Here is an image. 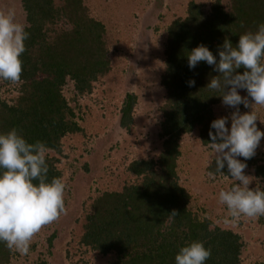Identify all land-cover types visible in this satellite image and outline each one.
<instances>
[{"label": "trees", "instance_id": "trees-1", "mask_svg": "<svg viewBox=\"0 0 264 264\" xmlns=\"http://www.w3.org/2000/svg\"><path fill=\"white\" fill-rule=\"evenodd\" d=\"M224 1L229 10H225ZM22 3L30 38L21 57V95L12 106L0 96V133L16 128L28 143L46 142L51 152L60 155L63 139L83 131L64 88L72 81L77 96H88L111 72L106 27L91 16L85 0H62L60 7L55 0ZM261 23L264 0H213L209 12L204 5L190 2L187 18L170 25L161 80L166 91L161 109L162 152L157 160L130 165L140 183L126 186L123 192L104 193L95 201L84 227V246L102 255L115 253L117 260L112 264H175L181 247L201 240L212 250L206 264L241 263V236L191 212L192 196L181 184L178 162L184 136L198 131L203 145L211 143L208 133L215 120L213 106L222 102L223 94L206 88L220 75L214 66L201 62L190 70L189 53L204 44L219 60L217 49L225 40L236 46L241 35L255 32ZM238 71L242 74L243 69ZM190 80H195V86H189ZM137 100L135 94L128 93L123 103L120 126L126 130L134 122ZM47 163L49 180L62 177L55 157L47 156ZM255 164L256 178L264 180V163ZM215 167L214 160L208 172L214 173ZM222 171L223 176L228 175L227 166ZM172 212L177 215L170 218ZM13 254V249L0 243V264H10Z\"/></svg>", "mask_w": 264, "mask_h": 264}, {"label": "rangeland", "instance_id": "rangeland-1", "mask_svg": "<svg viewBox=\"0 0 264 264\" xmlns=\"http://www.w3.org/2000/svg\"><path fill=\"white\" fill-rule=\"evenodd\" d=\"M192 1L204 5L206 12L211 11L213 0H85L91 16L106 27L111 72L95 84L93 93L86 98L75 94L72 81L64 88L83 130L63 139L62 154L50 151L47 155L57 159L56 166L66 183V214L34 235L27 255L13 249L10 264H112L117 260L115 253L102 255L81 243L86 219L104 193L123 192L126 186L140 183L129 170L133 162L157 160L162 152L161 109L166 91L161 80L166 70L167 32L175 20L187 18ZM55 4L60 7L62 0H55ZM223 6L229 10L227 1ZM7 7H14L17 20L27 26L22 0H0V9ZM20 87L18 82L6 85L0 81L1 99L15 105ZM128 93L135 94L138 100L134 122L126 130L120 120ZM240 94L247 95L244 90ZM239 107L241 113L252 111ZM234 111L222 102L213 106L215 119L230 117ZM256 113L264 121V107L257 106ZM260 120L257 127L264 131ZM181 153L180 181L192 196L191 212L241 236L240 264H264V216L231 221L226 207L219 203V192L231 188L235 181L209 175L208 167L216 154L209 145L202 144L198 131L182 138ZM240 159L248 165L245 174L252 178L250 188H264V180L255 176V161L264 163V139L252 159Z\"/></svg>", "mask_w": 264, "mask_h": 264}, {"label": "clouds", "instance_id": "clouds-1", "mask_svg": "<svg viewBox=\"0 0 264 264\" xmlns=\"http://www.w3.org/2000/svg\"><path fill=\"white\" fill-rule=\"evenodd\" d=\"M27 27L17 20L14 7L0 9V81L21 80V57L30 38ZM217 51L219 60L200 44L188 55L190 70L201 62L214 66L220 75L206 88L222 91V104L235 109L230 117L215 119L210 125L208 145L216 154V167L209 175H225L222 170L227 166L226 176L235 183L219 192V203L226 207L232 222L241 217L255 219L264 216V188H250L252 178L245 174L248 165L240 158L252 159L264 139V131L256 123L260 120L256 107H264V23L255 32L241 35L236 46L225 40ZM188 84L195 86V80ZM241 90L247 95L242 96ZM240 105L252 111L241 113ZM49 152L46 142L28 143L16 128L0 133V243L22 255L29 253L31 240L43 226L66 214V183L63 177L48 179ZM176 215L172 212L170 218ZM211 256L212 250L204 241L194 240L180 248L175 264H206Z\"/></svg>", "mask_w": 264, "mask_h": 264}]
</instances>
